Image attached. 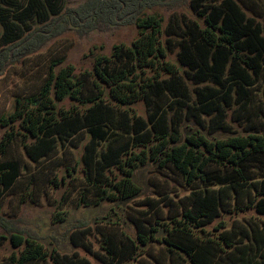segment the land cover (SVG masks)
Returning a JSON list of instances; mask_svg holds the SVG:
<instances>
[{
  "label": "trees",
  "instance_id": "trees-1",
  "mask_svg": "<svg viewBox=\"0 0 264 264\" xmlns=\"http://www.w3.org/2000/svg\"><path fill=\"white\" fill-rule=\"evenodd\" d=\"M139 1L88 0L69 14L64 13L62 0H35L29 5L54 12L56 16L41 26L52 29V22L63 16L76 23L102 16L115 21L134 12ZM191 8L203 24L174 16L164 29L156 15L137 19L138 38L131 46H116L111 58H98L94 75H77L73 65L57 69L62 61L53 63L38 93L16 99L13 110L0 118L1 125L9 128L0 141V156L21 139L36 164L88 133L81 159V200L86 206L138 197L142 190L134 177L149 162L170 169L189 188L190 203L181 216L154 224L134 220L136 238L123 233L117 239L102 233L104 254L94 252L87 241L90 230L74 232V246L103 264L138 261L154 242L164 244L170 264L174 260L179 264H264L262 228L249 224L243 239L241 234L229 236L224 225L218 235L207 231L224 213L242 211L245 196L248 208L264 215V131L216 136L220 131L234 132L228 122L230 110H244L251 104L253 89L264 75V23L248 16L237 0H191ZM41 36L12 44L15 57ZM10 47L0 51V69L10 58ZM176 50L180 68L166 61L169 52ZM66 99L86 107L59 108L58 103ZM138 101L146 106V118L128 107ZM191 119L202 131L185 133V121ZM21 172L17 162H0V202ZM54 182L58 184L57 177ZM7 239L0 235V244ZM9 239L19 251L6 264H47L49 260L92 264L77 252L62 254L54 249L49 253L37 238L21 232L11 233Z\"/></svg>",
  "mask_w": 264,
  "mask_h": 264
},
{
  "label": "rangeland",
  "instance_id": "rangeland-1",
  "mask_svg": "<svg viewBox=\"0 0 264 264\" xmlns=\"http://www.w3.org/2000/svg\"><path fill=\"white\" fill-rule=\"evenodd\" d=\"M62 1L64 13L69 14L70 11L80 9L88 0ZM237 1L248 16L264 23V0ZM32 2L35 0H0V51L28 38L34 30L36 33L29 40L38 33L42 35L23 51L24 54L17 57L14 55L15 49L9 48L10 58L3 66V71L0 69V118L13 110L16 99L38 93L53 63L62 61L57 64V69L73 65L77 75H94L98 58H111L116 46H131L138 38L136 21L139 18L156 15L163 20L164 29L174 16L180 20H196L203 24V19L191 8V0H140L134 12L117 16L115 21L102 16L97 20L85 19L76 23L68 16H63L52 22V29L50 26L42 28L44 23L56 15L48 9L42 11L39 7L30 6ZM165 38L166 36L163 37ZM177 51L169 52L166 61L180 68ZM152 74L149 71L147 75ZM189 84L194 88L193 83ZM101 88L107 90L106 94L109 92L107 87ZM252 93V102L246 109L230 110L228 122L234 132L220 131L216 134L217 137L247 136L264 131V75ZM58 106L61 109L86 107L70 99L59 102ZM128 107L146 118L147 111L143 101ZM184 130L185 133L202 131L193 119L185 121ZM8 131L9 128L0 123V141ZM88 141V133L83 132L71 140L68 146L59 148L38 164L27 156L21 139L14 141L7 153L0 156V162H17L22 169L17 182L3 195L0 202V235L8 238L0 244V264H6L8 257L19 251L9 239L10 234L16 232L37 238L49 253L54 249L62 254L77 252L92 264H103L95 255L89 254L82 247L74 246L71 241L74 232L90 230L87 241L91 243L94 252L104 254L106 246L102 233L111 234L117 239L123 233L136 238L134 220L141 219L151 224L167 221L181 216L190 203L189 188L181 182L179 176L170 169H161L149 162L139 168L134 177L142 190L138 197L127 202L103 201L99 206H86L87 203L81 200V186L84 184L81 179V159ZM74 167L75 172L72 170ZM68 169L71 171L70 175ZM56 177L58 184L54 182ZM63 177L65 180H62ZM250 198L253 199L254 194ZM248 205L249 199L245 196L241 200L242 211L224 213L207 231L218 235L217 230H223L220 226L224 225L229 236L241 234L239 239H243V232H249V224H252L253 227L262 228L264 232V215L258 214L254 208H248ZM61 212L66 214L58 215ZM249 235L251 236L250 233ZM145 252L138 261L129 264H170L164 244L154 242ZM47 264L53 263L49 260ZM173 264L179 263L174 260Z\"/></svg>",
  "mask_w": 264,
  "mask_h": 264
},
{
  "label": "water",
  "instance_id": "water-1",
  "mask_svg": "<svg viewBox=\"0 0 264 264\" xmlns=\"http://www.w3.org/2000/svg\"><path fill=\"white\" fill-rule=\"evenodd\" d=\"M1 71H3V69Z\"/></svg>",
  "mask_w": 264,
  "mask_h": 264
}]
</instances>
